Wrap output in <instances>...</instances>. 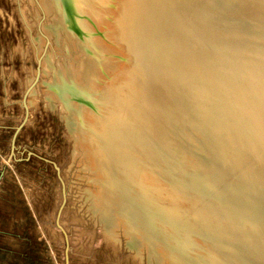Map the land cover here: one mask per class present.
Returning <instances> with one entry per match:
<instances>
[{
    "label": "rangeland",
    "instance_id": "rangeland-1",
    "mask_svg": "<svg viewBox=\"0 0 264 264\" xmlns=\"http://www.w3.org/2000/svg\"><path fill=\"white\" fill-rule=\"evenodd\" d=\"M61 3L63 14L46 0H0V264H64L65 244L56 226L62 202L58 176L65 194L59 225L67 235L69 264H264V94L255 96L264 80L250 81L254 92L244 77L259 57L264 67V9L217 12L208 46L224 45V61L208 50L197 62L200 48L191 39L188 52L197 73H190L184 91L179 79L161 81L159 115L131 125L141 133L139 144L126 143L122 154L111 152L95 162L77 136L84 106L79 110L76 101L101 102V88L108 90L109 83L125 87L131 55L106 26L108 19L116 27V15L89 16L92 23L78 12L77 20H86L82 28L67 0ZM220 32L237 35L235 51L231 36ZM86 57L94 65L87 96L75 98L64 88L79 85ZM224 69L245 82L238 83L241 91L233 82L224 85L241 97L218 112L209 97L221 92ZM204 87L209 97L200 92ZM128 109L120 115L131 119ZM148 126L156 128L155 137ZM118 134L115 145L127 141ZM225 159L236 161L228 171Z\"/></svg>",
    "mask_w": 264,
    "mask_h": 264
},
{
    "label": "bare ground",
    "instance_id": "bare-ground-1",
    "mask_svg": "<svg viewBox=\"0 0 264 264\" xmlns=\"http://www.w3.org/2000/svg\"><path fill=\"white\" fill-rule=\"evenodd\" d=\"M46 1L51 4V7L52 6L56 7L57 10L61 11V13H62L63 7H62L61 0H46ZM64 1H66V0H64ZM224 1H226V0H113V3L111 5V6H113V8H109L108 6L110 5V0H67L68 9L70 10V16L71 17H73L75 14L77 17L78 12L84 13L85 17H87L85 19H88V17L90 16L91 20L96 19L97 14H98V16H101L102 19H103V15H105L107 13L109 15L110 14L116 15V16H114L116 18V19L114 18V22L116 24V27H114L115 25L113 26V22H112L113 20L108 21V19H106V26L107 25L112 26V28L114 30H112V29H110V30L113 31L112 33L114 34V38L121 45V48H124L125 51L127 52V54L131 55L130 59H127V57H125L127 60H129L128 63L130 65V68L128 71V77H127L128 80L125 83L127 85L125 87H123V85L121 86L124 89L127 87V89H126L127 91H122L120 86L119 87L118 86L113 87L109 83L108 86L110 88L107 87L108 90L101 88V90L105 91L101 98L98 97L99 99H101V102L92 103L90 101V99L86 97L87 94L85 93L86 91L84 90V88H86V85H87L86 81L88 80V77L90 76L89 74H91L92 67L94 66V65L93 66L91 65L93 63V61L87 57L85 59H83L81 65H80V68L78 69V75H77L78 79H76V81H78L77 84H79V85L78 86L77 85H75V86L69 85V87L64 88L65 92L72 94V96H74L75 98L78 96H81V95H83V96L86 95L85 99H82V100L79 99V101L78 100L76 101L77 105H75V106L78 107V105H79V110H81V108H80L81 105L84 106L83 111H82V113L84 115L81 114L83 116L82 119H83L84 123H83V125H81V123H82L81 119L78 120V122L80 121L81 126L78 128V130H76V132H77V136H78L79 140L83 141L86 149L89 151V154H90L93 161L99 162L100 158L105 157V156L106 157L109 156L110 155L109 153H111V152H114L117 155L122 154L123 148H124L123 146H125L126 143H129V145H130V142H131V144L135 145V146L139 144V139L141 137V135H140L141 133L134 129V128H136L135 125H134V128H131V125H133L135 122L138 125L142 122L147 123V120H150L153 117L156 118L157 115H159L158 109H160V105L158 104L159 102H158V98H157V89H158L161 81L164 80V81H168V82H171L174 84V82L178 83V79H179L181 86H178V88L184 91V88H186L185 84L188 85L187 80L191 78L190 73H192V75L197 73V71H196L197 67L192 66L193 65L192 60L195 61V59H192L190 53L188 52L189 51L188 45H189V43H192L191 39L198 43L197 47H195V48H200L199 49L200 53H197V55H195L197 62L199 60H201V58L203 59L205 54L208 52H210V53L214 52L211 54H213V57H215L216 61L218 59L221 60V62L218 60L220 62V64L224 61V57H225L223 55L224 54V50H223L224 45L223 46H221L219 44L214 45V46L210 45V46L214 47V50L210 49L208 46L210 39H211V37L209 36V34L211 32V28H212L211 23L214 20V17L217 15L216 14L217 12L231 11V13H232V10H233V13L234 12L235 13H239V12L247 13L248 11L249 12H251V11L260 12L264 9V0H232L231 1L232 5L228 4V2H224ZM223 3L226 5H224ZM250 6H252V8H250ZM96 10L99 11L100 13H95ZM62 14L60 16H62ZM76 17L74 16V19L77 21L76 23L79 26L80 21L77 20L79 18L78 17L76 18ZM83 18H84V16H83ZM99 18H97V19H99ZM91 20H89V21L92 22ZM84 21L86 23V20H84ZM99 21H101V20L99 19ZM90 22H88V23H90ZM110 22H112V23H110ZM85 23H83V21H82L80 23V26L83 28L86 25ZM99 24H101V22ZM102 24H101V26H102ZM88 26H89V24H88ZM258 27L260 28V26H258ZM92 28H94V27H92ZM253 28H256V26ZM93 30H92V32H93ZM96 30L97 29H95L94 31L96 32ZM99 31L101 32V30H99ZM105 31H103V33ZM261 31H262V29H261ZM100 32H98V33L100 34ZM220 33H221L220 35H222V36L229 34V33H227L224 35L222 32H220ZM229 35L231 36L232 40L237 37V35H235V34H234V36H232V33H230ZM107 36H109V35H107ZM99 37H100V35H99ZM103 37H101V39ZM261 37H262V35H261ZM250 38H248V36H247L248 40H252V38L251 39ZM105 39H107V38H105ZM108 39H109V37H108ZM254 39L255 38L253 37V40ZM232 40L230 42V45L232 48H230V49L233 50L234 49L233 47L234 46L237 47V44L239 42H238V40H233V41ZM94 41H96V40H94ZM97 41H98V38H97ZM97 41H96V43H97ZM257 41H259V40H257ZM106 42H108V41H106ZM253 42L256 43V41H253ZM89 43L90 42L87 40V42L83 43V44L88 45ZM258 43H260V41ZM106 44H105V46H106ZM109 44L110 45L112 44L111 41L109 42ZM120 45L118 47H120ZM113 46H115V45H113ZM254 46H256L255 50H257L258 49L257 45L255 44ZM116 47H117V45H116ZM207 48H209V49H207ZM230 49H228V50H230ZM263 49L264 48H262V50ZM260 50H261V47H260ZM206 51H208V52H206ZM233 51H235V50H233ZM233 51L230 50V52H233ZM252 51H254V49ZM260 52H262V51H260ZM234 53H235V56L238 55V54H236L237 52H234ZM234 53H232V55ZM243 53H244V50H243L242 54ZM245 53H248V51H245ZM250 53H253V52H250ZM127 54H126V56H127ZM240 55H241V52H240ZM256 55H257V53H256ZM119 56L121 57V55H119ZM245 56H247V58L249 57L248 59H252V58H250L251 55L250 56L244 55L243 60L245 59ZM261 56H262L261 59L263 60L264 57H263V55H261ZM96 57H98V56H96ZM120 57H118L117 60ZM247 58L245 60H248ZM259 58H258V61H259ZM254 59L256 60L257 58H253L252 60H254ZM255 60L253 62H255ZM262 60H261V62H262ZM248 61H250V60H248ZM258 61L256 62L257 65L260 64V63L258 64ZM102 62H100V63H102ZM243 62L244 61H242V63ZM263 62H264V60H263ZM248 63L246 62L245 66ZM249 64H248V66L252 67V69L250 68V70H251L250 71L248 69V66L246 67L247 71L249 70L248 71L249 74L244 76L246 78V83H248L247 81H249V83H250V81L251 82L254 81V84H257V81L259 83L260 81L264 80V72H263L264 67H261V64L258 67H256L257 65L255 66L254 63L251 64V66ZM102 65H104V63H102ZM252 65L255 66L254 70H253ZM106 66H107V64H106ZM224 66H225V63H224ZM104 67H105V65H104ZM112 67H115V66H112ZM260 67H261V69H259ZM110 68L105 67V69H108V70H110ZM238 68H239V66H238ZM240 68H241V66H240ZM105 69H104V71H105ZM112 70H113V68H112ZM241 70H244V69H241ZM113 72H115V71H113ZM222 72H223V76H222L223 77V81H222L223 85L221 86L222 88H220L221 92L219 93L218 97L215 95L216 96L215 99L212 98V96L214 97V95H212V94H214L215 92L212 93L211 94L212 96H210V97H209V95L208 96L205 95V94H207V91L208 92L210 91V88L204 87V89L202 88L200 90V92L203 95H205L211 99V100H209V101H211L210 107H212L214 105L215 107H213V110H216V111L220 110L221 108H223L225 106L230 105L235 100L236 97L239 99V97H241V96L238 95L239 92L237 93L235 91L236 90L238 91V89H239V91H241V89H240V88H242L240 86L241 84H238V83L243 82V81L245 82V80L242 79L244 77H240L238 74H234V76H233L232 73L229 74V72H227L225 69L222 70ZM70 75H72V74H70ZM72 76H74V78H75L74 74ZM116 77H117V75H116ZM247 77L251 80H247ZM115 78H113V79H115ZM230 80H232V81H230ZM240 80H243V81H240ZM232 82H233L234 86H232V85L231 86L234 87L236 90H234L231 86H229L228 88H230L232 90H229L228 88L226 89V87H224V85L226 83L228 86V83L231 84ZM113 84L116 85V83H114V82H113ZM208 84H209V82H208ZM243 84H245V83H243ZM254 84L252 83L251 85H252V89H254V92H256L255 87H253ZM89 85H90V83H89ZM110 85L112 86V88ZM263 85H260L258 87L259 90H258L257 86L255 85L257 88V92L259 91L258 93L256 92V95H255L257 98L258 97L262 98V95L264 94V89L261 87ZM249 86H250L249 84H248V86H246L247 90H249V88H248ZM90 87L92 88L91 85L89 86V88ZM103 88H105V87L103 86ZM244 88H245V86H244ZM250 88H251V86H250ZM97 89L98 88L95 89L93 87V90L97 91ZM99 90H100V88H99ZM244 90L245 89H242V93ZM262 90H263V93H262ZM195 91H197V90H195ZM198 93H199V91L195 94H198ZM208 94H210V93H208ZM216 94H217V92H216ZM245 94L247 96V93H245ZM245 94L244 95L242 94L243 98H244L243 101L247 102L248 100H246ZM251 95L253 96V93ZM252 96L248 95V98L249 97L252 98ZM128 98L130 99V101H128L129 100ZM209 98H207V99H209ZM200 100L203 101L201 98H200ZM205 100L206 99L204 98L203 102H205ZM213 100H216V102L218 103V105H220V107H217L216 106L217 103L215 104V102ZM254 100H253V102L252 101L250 102L249 107H250V105H253V104L255 105ZM257 100L258 99H256V101ZM258 101L261 102L260 99ZM206 102H205V105L208 106L207 104H209V103L207 102V104H206ZM259 102H256V103H258V104H256L257 106L259 104H261ZM248 103H249V101H248ZM262 104H261V106L263 107L264 101H262ZM261 106H259V107H261ZM126 108L127 109L130 108V110H131V113H132V115L130 116L131 119H127L128 117L126 118V116H122L123 114L120 115L121 112ZM208 108H209V106H208ZM194 109H195V107H194ZM196 109H198V108H196ZM252 109H254V108H252ZM202 110H203V108H202ZM208 111H210V110H208ZM213 112L214 111H212V112L210 111L208 113V115L212 114ZM259 119H260V117L257 120H259ZM77 127H78V125H77ZM149 128H150L151 133H152L151 135L155 137L157 134L156 128L155 127L151 128V126ZM117 133H119L118 134L119 138H124L128 142L126 141V142H122L118 145H115L114 139L117 136ZM111 141H113V142H111ZM235 164H236L235 160L225 159L223 161L222 167L224 168V170L228 171ZM236 172H237V170H236ZM184 206H186V205H184ZM189 210L192 211V209H189ZM216 218H218V217H216ZM212 219H214V218H212ZM258 242H257V244H258ZM249 244L251 245L252 243H249ZM251 246H250V248H251ZM257 246H260L262 249V247L264 245L261 246V242H260ZM260 247H257V248H260ZM262 251H263V249H262Z\"/></svg>",
    "mask_w": 264,
    "mask_h": 264
},
{
    "label": "water",
    "instance_id": "water-1",
    "mask_svg": "<svg viewBox=\"0 0 264 264\" xmlns=\"http://www.w3.org/2000/svg\"><path fill=\"white\" fill-rule=\"evenodd\" d=\"M53 166H54V168L56 169V171L58 173L57 167L54 164H53ZM58 179H59V181L61 183V188H62V202H61L60 208H59L58 213H57L56 226L61 231L62 236H63V241H64V244H65L64 264H69V255H68L69 244H68L67 235H66L65 231L63 230V228L59 225V217H60L62 208H63L64 203H65L64 185H63V182H62V180L60 179L59 176H58Z\"/></svg>",
    "mask_w": 264,
    "mask_h": 264
}]
</instances>
